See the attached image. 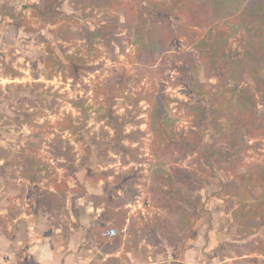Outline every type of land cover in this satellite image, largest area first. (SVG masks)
<instances>
[{
  "label": "rangeland",
  "instance_id": "374dc122",
  "mask_svg": "<svg viewBox=\"0 0 264 264\" xmlns=\"http://www.w3.org/2000/svg\"><path fill=\"white\" fill-rule=\"evenodd\" d=\"M0 137L96 181L113 248L185 235L184 207L207 231L220 215L227 236L264 232V0H0Z\"/></svg>",
  "mask_w": 264,
  "mask_h": 264
},
{
  "label": "crops",
  "instance_id": "0c3cea01",
  "mask_svg": "<svg viewBox=\"0 0 264 264\" xmlns=\"http://www.w3.org/2000/svg\"><path fill=\"white\" fill-rule=\"evenodd\" d=\"M29 139L23 138V149L8 138L7 152L0 153V264H111L112 258L129 260V264H208V254L228 238L233 243L232 253L220 264H264V232L237 235L232 227L231 236H227L220 227V215H214L215 229L207 231L201 225L202 217L190 225L194 220L185 207L182 220L187 228L192 226L187 235L176 230L148 234L130 229L123 236L125 242L113 248L98 229L116 221L114 213L110 215L113 199L94 205L89 200L96 181L79 167L59 165L62 157L31 160L24 144ZM3 142L0 139V148ZM118 191L122 193V185ZM167 219L168 224L171 219ZM151 235L157 243H146L152 251L145 260L140 251ZM179 235H183L185 245L180 254L183 258L177 259L174 240Z\"/></svg>",
  "mask_w": 264,
  "mask_h": 264
},
{
  "label": "trees",
  "instance_id": "16d2710c",
  "mask_svg": "<svg viewBox=\"0 0 264 264\" xmlns=\"http://www.w3.org/2000/svg\"><path fill=\"white\" fill-rule=\"evenodd\" d=\"M55 1H57V0H55ZM163 31H164V36H162V37L167 40L165 33L168 35V31H170V29L168 31H166V30H163ZM164 41L165 40L162 39L161 42H160V45H165ZM120 236H116V237H112V238H109V237L106 236L105 238H106L107 243L109 245L113 246V245L118 244V243H120L122 241V238Z\"/></svg>",
  "mask_w": 264,
  "mask_h": 264
},
{
  "label": "built area",
  "instance_id": "2783aa9c",
  "mask_svg": "<svg viewBox=\"0 0 264 264\" xmlns=\"http://www.w3.org/2000/svg\"><path fill=\"white\" fill-rule=\"evenodd\" d=\"M120 234L119 229L117 227H109L104 231V235L112 238V237H116Z\"/></svg>",
  "mask_w": 264,
  "mask_h": 264
}]
</instances>
